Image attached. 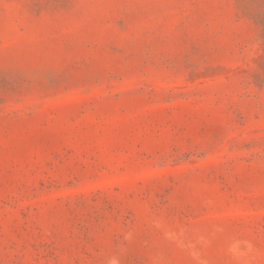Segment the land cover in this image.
Instances as JSON below:
<instances>
[{"label": "rangeland", "instance_id": "1", "mask_svg": "<svg viewBox=\"0 0 264 264\" xmlns=\"http://www.w3.org/2000/svg\"><path fill=\"white\" fill-rule=\"evenodd\" d=\"M0 264H264V0H0Z\"/></svg>", "mask_w": 264, "mask_h": 264}]
</instances>
